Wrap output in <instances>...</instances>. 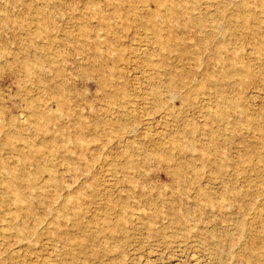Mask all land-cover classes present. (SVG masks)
I'll use <instances>...</instances> for the list:
<instances>
[{
    "label": "rangeland",
    "instance_id": "374dc122",
    "mask_svg": "<svg viewBox=\"0 0 264 264\" xmlns=\"http://www.w3.org/2000/svg\"><path fill=\"white\" fill-rule=\"evenodd\" d=\"M0 264H264V0H0Z\"/></svg>",
    "mask_w": 264,
    "mask_h": 264
},
{
    "label": "bare ground",
    "instance_id": "6f19581e",
    "mask_svg": "<svg viewBox=\"0 0 264 264\" xmlns=\"http://www.w3.org/2000/svg\"><path fill=\"white\" fill-rule=\"evenodd\" d=\"M242 139H243V138H242ZM236 140H237V139H236ZM236 140H235V141H236ZM237 142H238V141H237ZM244 152H245V151H244ZM252 152H253V151H252ZM237 153H238V152H237ZM251 154H252V153H251ZM246 156H247V155H246ZM248 157H249V156H248ZM245 160H246V159H245ZM249 163H250V162H249ZM238 166L240 167V165H238ZM246 166H247V165H246ZM248 166H249V165H248ZM252 169H253V168H252ZM252 169H251V170H252ZM238 172H239V171H237V173H238ZM251 172H252V171H251ZM248 174H249V173H248ZM249 176H250V175H249ZM245 182H246V181H245ZM233 188H234V187H233ZM236 188H237V187H235V189H236ZM237 189H238V188H237ZM239 193H240V192H239ZM237 195H238V194H237ZM51 213H52V212H51Z\"/></svg>",
    "mask_w": 264,
    "mask_h": 264
}]
</instances>
